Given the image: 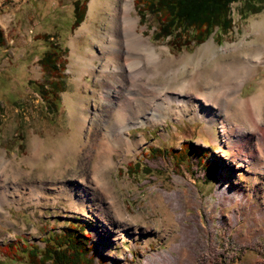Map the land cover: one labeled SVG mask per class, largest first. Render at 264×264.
Returning a JSON list of instances; mask_svg holds the SVG:
<instances>
[{
    "label": "rangeland",
    "instance_id": "1",
    "mask_svg": "<svg viewBox=\"0 0 264 264\" xmlns=\"http://www.w3.org/2000/svg\"><path fill=\"white\" fill-rule=\"evenodd\" d=\"M75 1L0 0V27L6 39L0 47V156L7 160L0 165L9 183V199L0 196V264H24L17 256L7 255V244L20 246L18 240H22L43 247L47 235L70 222L86 225L95 264H264V176L255 181L251 167L232 166L226 158L232 143L222 138L218 124L210 126L201 117L178 120L167 115L165 105L153 102L148 107L160 112L159 120L149 119L129 128L133 151L126 159L115 154L116 164L104 175L124 209L134 216L126 221L138 228L136 233L117 238L114 223L120 219L114 211L109 210L104 219L99 206L71 192L73 181L88 171L92 162L87 153L88 124L79 135L75 119L82 115L92 118V134L98 130L93 109L103 108L92 96L93 90H103L96 76L99 69L83 75L75 58L91 46L100 51L94 37L100 38L109 18L104 6L108 0H98L99 15L96 9L91 16L88 0L83 20L74 25ZM109 1L119 4V0ZM243 3L231 4L234 27L228 34L180 47L168 38L157 40L156 18L148 15L142 20L137 0H133L131 13L139 19L138 32L165 50L162 57L172 59V67L180 68L173 79L160 75L156 81L164 84L170 79L176 85L196 70L206 80L218 67L234 65V74L239 73L244 81V100L260 93L264 96V4L258 12L247 10L241 15ZM90 22L92 32H84L75 46L77 31ZM48 34L50 40L66 48L64 85L54 113L46 110L31 83L45 80L39 59L49 47L44 37ZM80 75L87 88L84 84L78 88ZM72 95L76 101L87 96V108L79 102L71 108ZM259 131L263 136V124ZM188 144L199 148L200 155L206 153L203 162L216 164L212 174L197 156L188 165H176L173 155ZM135 163L142 170L133 173L129 168ZM11 168H19L20 175ZM174 194L176 223L170 225V208L162 197ZM111 201L104 199L107 204Z\"/></svg>",
    "mask_w": 264,
    "mask_h": 264
},
{
    "label": "bare ground",
    "instance_id": "2",
    "mask_svg": "<svg viewBox=\"0 0 264 264\" xmlns=\"http://www.w3.org/2000/svg\"><path fill=\"white\" fill-rule=\"evenodd\" d=\"M104 6L109 11L108 27L99 33L100 38L94 37L100 45V51H95L91 46L87 53L75 58L83 75L99 69L96 76L103 90H93L92 96L102 102L103 108L93 109L98 130L92 134L90 123L92 118L82 115L75 119L79 135L88 124L87 153L92 162L88 171H84L78 180L73 181L71 192L78 194V197L87 203L99 206L98 211L104 219L109 215V210H113V214L120 219L114 223V235L117 238L127 237L128 232L129 234L137 232L138 228L126 221V218L134 219V216L129 215L124 209L117 194L114 193V186L104 173L116 164L115 154L126 159L128 152L133 151L135 143L129 136L131 126L146 123L149 119L159 120L157 113L160 112L148 107V104L153 102L156 106L165 105L167 115L175 119L201 117L210 126L218 124L222 138L232 143V147L229 148L230 154L226 157L230 164L235 168L251 167L255 181L258 177L264 176V135H259V125H264L263 93L246 102L241 96L244 81L239 73L234 74L236 69L234 65L218 67L206 80L202 72L196 70L173 85L170 81L173 79L171 76L180 68L172 67L173 60L162 57L165 50L158 49L143 36L142 32H138L139 19L131 13L134 10L133 0H119V4L108 0ZM96 9L99 15L98 0H91L90 16L96 13ZM92 22L84 24L77 31L73 40L75 46L84 32H92ZM95 60H99L100 64L97 65ZM81 75L77 80V86L79 88V85L84 84L87 88L88 83ZM160 75H170L169 82L158 83L156 80ZM87 101V96L77 101L73 95L69 97L71 108L76 102L87 108ZM236 125L239 127L235 129ZM2 161V165L7 161L5 155L0 156V163ZM11 163L9 161V164ZM2 165L0 196L9 199L8 178L3 175ZM11 169L16 176L20 175L19 168ZM104 199L112 201L107 204ZM162 199L170 208L168 221L170 225H174L177 195H166ZM135 217L141 218L142 215ZM149 228H153V225Z\"/></svg>",
    "mask_w": 264,
    "mask_h": 264
},
{
    "label": "trees",
    "instance_id": "3",
    "mask_svg": "<svg viewBox=\"0 0 264 264\" xmlns=\"http://www.w3.org/2000/svg\"><path fill=\"white\" fill-rule=\"evenodd\" d=\"M88 0H76L74 5V25H78L84 18ZM241 0H137V7L141 12V19L153 15L157 20L154 37L157 40L172 41L180 47L200 44L211 35L222 37L232 31L234 27L231 16V4ZM240 14L245 11L258 12L262 9L264 0H242ZM49 47L39 59L45 73L43 82L32 81L36 93L40 96L48 112H56L60 103V92L63 90V71L65 60L63 56L66 48L60 43L50 40V35L44 36ZM6 39L0 27V47ZM158 149L160 148H151ZM197 159L204 165L206 172L212 174L216 170L214 162H203L206 153L200 155L199 148L188 144L173 155L176 165H188L190 159ZM135 173L142 170L140 164L130 167ZM146 171L149 168H144ZM21 245L7 244V255H15L24 264H95L96 253L91 245V234L85 224L80 222L68 223L59 232L51 233L43 239L45 245L40 247L18 240ZM100 262V258L97 259Z\"/></svg>",
    "mask_w": 264,
    "mask_h": 264
}]
</instances>
